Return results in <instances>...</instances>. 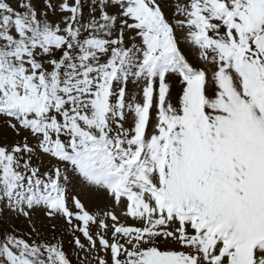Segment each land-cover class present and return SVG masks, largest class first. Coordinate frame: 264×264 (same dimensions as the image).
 <instances>
[{
    "label": "snow or ice",
    "instance_id": "6c2138e0",
    "mask_svg": "<svg viewBox=\"0 0 264 264\" xmlns=\"http://www.w3.org/2000/svg\"><path fill=\"white\" fill-rule=\"evenodd\" d=\"M0 264H264V0H0Z\"/></svg>",
    "mask_w": 264,
    "mask_h": 264
}]
</instances>
